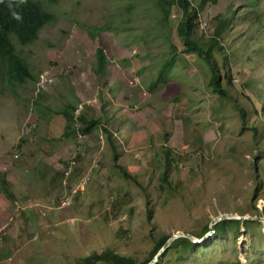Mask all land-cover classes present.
Wrapping results in <instances>:
<instances>
[{
  "label": "rangeland",
  "instance_id": "rangeland-1",
  "mask_svg": "<svg viewBox=\"0 0 264 264\" xmlns=\"http://www.w3.org/2000/svg\"><path fill=\"white\" fill-rule=\"evenodd\" d=\"M189 1L181 37L180 7L170 3L163 16L155 0L43 1L54 17L37 37L20 44L11 36L34 77L8 83L10 68H0L1 173L20 149L38 156L46 145L66 147L57 167L21 169L39 178L45 198L29 214L20 211L28 204L21 187L2 203L0 264H81L105 248L142 260L161 234L176 231L203 239L165 249L159 264H264L263 221L236 235L208 233L217 214L264 211V0H215L197 10L198 0ZM228 15L212 51L222 96L204 61L181 51V38L206 37ZM171 45L165 80L149 87ZM81 115L97 121L89 129ZM166 158L169 183L160 187ZM25 187L32 193L31 182Z\"/></svg>",
  "mask_w": 264,
  "mask_h": 264
},
{
  "label": "trees",
  "instance_id": "trees-1",
  "mask_svg": "<svg viewBox=\"0 0 264 264\" xmlns=\"http://www.w3.org/2000/svg\"><path fill=\"white\" fill-rule=\"evenodd\" d=\"M43 1H50L53 3L56 2V0H0V68L2 67L3 70H5V68H10V70H8L7 72L6 78V81L8 83H11V80L21 81L24 79V77L27 76L34 77L33 75H31V72L27 70V65L24 59L15 52V46L11 40V36H14L20 44H26L27 42L37 37L38 29L44 23L50 21L54 17L53 13L44 7ZM206 2L214 3L215 0H198L195 4V10L202 8V6ZM155 3L159 7L163 16L167 14V6L170 3H175L180 7L181 16L177 22V34L181 37L182 33L187 30L188 26L190 25L191 18H189L187 11L190 1L155 0ZM229 19L230 15L219 17L210 35L201 37L195 40V42L187 40L183 41V39L181 38L183 43L181 51L194 52L204 61L210 72L207 79L208 84L213 91L222 96H225V91L222 87H219L220 83L217 80L218 76L217 74H215V67L212 61V51L216 47H221V45L219 44L221 32L228 27ZM171 48L172 52L161 62L155 77L150 82L149 87H154L157 85V83L163 82L165 80L164 74L166 72V69L172 64L173 58L176 55V51L174 49L175 45H171ZM96 56L97 64H99L100 66L102 63V52L100 47L96 49ZM223 58V64L227 65V57L223 56ZM226 78L229 81V78L227 76ZM53 111L61 112V109L59 107L57 109H54ZM64 116L66 118H70L72 114L65 111ZM85 117L86 116H83V119H85ZM86 119L87 124H85L84 127L88 126L89 129L91 126H93V123L97 121L94 118L86 117ZM167 154L168 150L165 149V155ZM117 166L119 167L120 172L124 177L134 179V176L130 174V172L122 168L120 165ZM168 171L169 165L167 164L166 158V162L164 163L159 176L160 187H162L163 184L169 183V180L167 178ZM0 174H2L1 171ZM0 178H2L1 175ZM3 189L5 192H7L5 188ZM251 210L256 209L251 208ZM255 222L256 221L254 219L249 218H221L213 224V232L223 233L226 230H230L234 235H236L239 232L240 227H242L245 231H248L250 229V226L256 224ZM205 228H207V225H204L203 229ZM167 236L168 235L161 234L160 237L154 241L148 254L142 260H136V258L132 256L119 254L109 248H105L100 252L93 251L89 254L83 255L77 258V261H79L81 264H144L162 245ZM195 245L196 243L190 241L188 238L184 236H177L170 241L165 249L174 248L175 250H178V247L181 246L180 250H184ZM165 249L163 251H165ZM156 261L153 264L160 263Z\"/></svg>",
  "mask_w": 264,
  "mask_h": 264
},
{
  "label": "crops",
  "instance_id": "crops-1",
  "mask_svg": "<svg viewBox=\"0 0 264 264\" xmlns=\"http://www.w3.org/2000/svg\"><path fill=\"white\" fill-rule=\"evenodd\" d=\"M69 132V130H67ZM48 148L42 149L40 154L38 156H35V153L33 152V149L29 150V154H26L22 151V149L18 150V159L21 160L16 161V163L10 168V170L5 174H0L2 178H0V215H2L5 211H2V203L4 205L8 206L9 202H14V198L16 196L15 191L19 189V187L23 188V190H20V193L23 194V200L24 202H28V204H24V207L20 210L24 214H29L34 211V208L31 209L29 205L33 204L35 207L38 208L40 202H43L45 197H42L41 192L37 189V186L41 184V181H38L39 178L35 179L34 174L28 175L21 171L23 167H29V168H35V167H46V166H52L57 167L60 165V159L64 152L66 146H49L46 145ZM61 148L62 151L60 152L59 149ZM7 156V155H6ZM5 156V157H6ZM42 161L41 163H39ZM57 165V166H56ZM3 169V167L0 166V171ZM2 179V180H1ZM31 182L34 189H32V193H29L25 186L27 183ZM10 194L5 192L4 189ZM6 197V198H5ZM31 197H35L33 200H31ZM42 197V198H38ZM6 200V201H5ZM21 207L19 203V208ZM48 224L41 226L40 228H45Z\"/></svg>",
  "mask_w": 264,
  "mask_h": 264
},
{
  "label": "water",
  "instance_id": "water-1",
  "mask_svg": "<svg viewBox=\"0 0 264 264\" xmlns=\"http://www.w3.org/2000/svg\"><path fill=\"white\" fill-rule=\"evenodd\" d=\"M221 218H238V219L249 218V219H255V220L261 221V219L264 218V213L259 214V215L237 214V213H230V212H223V213L217 214L213 216L212 218H210V220L208 221V228H209L208 233L211 232L213 228V224ZM177 236H184L194 243H198L203 239V236L195 237L186 231L173 232L167 236V238L164 240L162 245L156 250V252L152 255V257L144 264H153L158 259V257L161 255L165 247L170 243V241Z\"/></svg>",
  "mask_w": 264,
  "mask_h": 264
},
{
  "label": "built area",
  "instance_id": "built-area-1",
  "mask_svg": "<svg viewBox=\"0 0 264 264\" xmlns=\"http://www.w3.org/2000/svg\"><path fill=\"white\" fill-rule=\"evenodd\" d=\"M70 162L72 163V161H70ZM68 202H69V196L60 198L59 203H58V206L67 205ZM18 207H19V203H16L15 204V208H18ZM3 233L4 232H3L2 228H0V238H1V236H2Z\"/></svg>",
  "mask_w": 264,
  "mask_h": 264
},
{
  "label": "bare ground",
  "instance_id": "bare-ground-1",
  "mask_svg": "<svg viewBox=\"0 0 264 264\" xmlns=\"http://www.w3.org/2000/svg\"><path fill=\"white\" fill-rule=\"evenodd\" d=\"M261 221H263V222H264V218H262V219H261Z\"/></svg>",
  "mask_w": 264,
  "mask_h": 264
}]
</instances>
